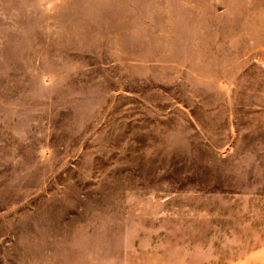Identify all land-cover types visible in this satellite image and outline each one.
Wrapping results in <instances>:
<instances>
[{
    "label": "rangeland",
    "instance_id": "rangeland-1",
    "mask_svg": "<svg viewBox=\"0 0 264 264\" xmlns=\"http://www.w3.org/2000/svg\"><path fill=\"white\" fill-rule=\"evenodd\" d=\"M0 264H264V0H0Z\"/></svg>",
    "mask_w": 264,
    "mask_h": 264
}]
</instances>
